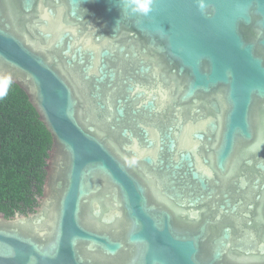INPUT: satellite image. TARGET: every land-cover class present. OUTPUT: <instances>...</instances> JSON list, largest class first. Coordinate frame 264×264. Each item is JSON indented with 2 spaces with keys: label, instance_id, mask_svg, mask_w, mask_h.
I'll return each mask as SVG.
<instances>
[{
  "label": "water",
  "instance_id": "obj_1",
  "mask_svg": "<svg viewBox=\"0 0 264 264\" xmlns=\"http://www.w3.org/2000/svg\"><path fill=\"white\" fill-rule=\"evenodd\" d=\"M133 7L0 0V79L51 135L0 264H264V0Z\"/></svg>",
  "mask_w": 264,
  "mask_h": 264
},
{
  "label": "trees",
  "instance_id": "obj_2",
  "mask_svg": "<svg viewBox=\"0 0 264 264\" xmlns=\"http://www.w3.org/2000/svg\"><path fill=\"white\" fill-rule=\"evenodd\" d=\"M51 135L27 94L0 79V213L11 217L33 210L42 192Z\"/></svg>",
  "mask_w": 264,
  "mask_h": 264
},
{
  "label": "clouds",
  "instance_id": "obj_3",
  "mask_svg": "<svg viewBox=\"0 0 264 264\" xmlns=\"http://www.w3.org/2000/svg\"><path fill=\"white\" fill-rule=\"evenodd\" d=\"M153 3V0H134V7L133 11L138 12L142 15H148L151 12V5ZM200 8L203 10L204 4L200 3Z\"/></svg>",
  "mask_w": 264,
  "mask_h": 264
},
{
  "label": "flooded vegetation",
  "instance_id": "obj_4",
  "mask_svg": "<svg viewBox=\"0 0 264 264\" xmlns=\"http://www.w3.org/2000/svg\"><path fill=\"white\" fill-rule=\"evenodd\" d=\"M41 194H42V192H41ZM41 194H40V195H41ZM40 195H39V196H40ZM37 205H38V202L36 201V204L33 206V210H34V208H35ZM33 210H30L28 213L33 212ZM28 213H26V214H28ZM20 214H23V213H20Z\"/></svg>",
  "mask_w": 264,
  "mask_h": 264
}]
</instances>
